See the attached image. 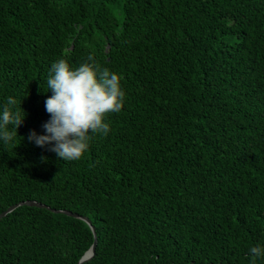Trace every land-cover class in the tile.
Masks as SVG:
<instances>
[{"label": "trees", "instance_id": "trees-1", "mask_svg": "<svg viewBox=\"0 0 264 264\" xmlns=\"http://www.w3.org/2000/svg\"><path fill=\"white\" fill-rule=\"evenodd\" d=\"M89 57L120 75L125 103L64 161L28 135L50 118L51 64ZM8 96L26 115L0 144V213L36 200L88 216L98 242L83 264H251L264 242V0H0V105ZM93 242L87 222L47 208L0 219V264H77Z\"/></svg>", "mask_w": 264, "mask_h": 264}, {"label": "clouds", "instance_id": "clouds-1", "mask_svg": "<svg viewBox=\"0 0 264 264\" xmlns=\"http://www.w3.org/2000/svg\"><path fill=\"white\" fill-rule=\"evenodd\" d=\"M47 88L52 95L45 100V109L50 114L43 125L45 132L37 134L32 130L28 139L38 146H50L64 161L80 159L88 151L93 135L109 133L106 117L121 111L126 98L120 75L102 67L92 57L77 66L65 58L54 61ZM25 115V111L23 115L19 111L17 99L8 96L6 103L0 105V144L15 145ZM248 255L251 264L264 260V242L249 245Z\"/></svg>", "mask_w": 264, "mask_h": 264}, {"label": "water", "instance_id": "water-1", "mask_svg": "<svg viewBox=\"0 0 264 264\" xmlns=\"http://www.w3.org/2000/svg\"><path fill=\"white\" fill-rule=\"evenodd\" d=\"M21 205H29V206H37V207L47 208L48 210H51L53 212L65 213L69 216L79 218V219H82L85 222H87V224H89V226L91 227V229L94 233V242L91 245V247L85 252V254L82 256V258L78 261L77 264H83L84 262L90 260L94 256L95 251H96L97 242H98V236H97L96 227L93 225L91 219L88 216L81 215L77 212H73L70 210L52 208V207H50L44 203L38 202L36 200H26V201H20L18 203H15V204L9 206L6 210H4L3 212L0 213V219L2 217H5L8 213L12 212L14 209H16L17 207H19Z\"/></svg>", "mask_w": 264, "mask_h": 264}]
</instances>
